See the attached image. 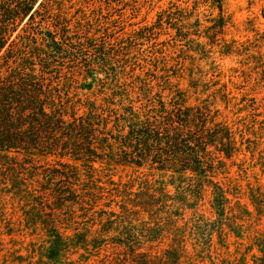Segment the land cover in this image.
<instances>
[{
	"label": "rangeland",
	"instance_id": "obj_1",
	"mask_svg": "<svg viewBox=\"0 0 264 264\" xmlns=\"http://www.w3.org/2000/svg\"><path fill=\"white\" fill-rule=\"evenodd\" d=\"M58 1L61 3L50 8L54 25L62 23V18L68 19L71 27L81 22L72 30H79L77 38L93 33L102 37L101 44L107 42L103 52L106 60H100L105 61L107 68L97 65L100 62L94 61V53L87 56L89 63L83 60L87 52L81 50L71 52L65 46L66 55L56 54L51 63L53 74L46 77L60 87L65 99L69 95V102L102 103L105 95L112 93H125L141 100L145 93L157 98L180 91L185 93L189 105L209 108L217 123L231 127L238 140L246 135L264 141V0H221L224 26L217 0L214 6L213 0ZM43 12L48 14L44 10L40 14L44 15ZM28 18L18 21L11 40L26 28ZM46 27L54 30L51 24ZM38 28L26 31L38 35ZM22 43L28 67L36 65L37 70V64L53 57L48 49L43 54L45 51H39L28 40L21 39L19 44ZM9 45L10 42L0 57ZM73 55L79 59L75 64L70 62ZM90 83L92 90H83ZM245 149L246 145L219 178L231 199L222 219L216 215L210 191L194 202L173 196L174 189L169 186L172 197L139 195L116 199L114 196L128 195L125 190L120 194V190L130 188L137 192L149 188L151 178L144 171L124 167L109 170L98 164L95 167L99 176L88 170V177L95 178L96 183H110L113 188L105 187L97 195L88 191L95 187L92 182H75L84 197L71 196L77 203L67 205L60 217L54 216L55 222H50L54 200L51 193L45 194V189L57 190L67 185L57 171L73 173L72 177L80 173L65 168V163L73 164L72 161L38 158L28 164L24 156L0 159V264H170L165 258L171 249L180 256L178 264H264L255 260L261 255L253 249L256 240L264 239V173ZM46 175L55 180L50 179L47 184ZM26 183H30L29 188ZM28 189L35 194L32 193L29 203L23 194ZM253 195H261L258 214ZM133 201L139 203L133 219L128 210L120 218L132 223L123 231L127 233V242L140 245V253L144 254L132 261L129 252L117 244L120 238H115L114 232L105 238V245L90 244L98 237L95 215L101 211L94 212L95 208L105 202L119 211L117 205L126 207V202ZM30 203L43 209L32 213L28 210ZM31 214L55 225L66 237H72L75 231L85 233V247L70 250L62 260H47V226L37 222L31 228Z\"/></svg>",
	"mask_w": 264,
	"mask_h": 264
},
{
	"label": "trees",
	"instance_id": "obj_2",
	"mask_svg": "<svg viewBox=\"0 0 264 264\" xmlns=\"http://www.w3.org/2000/svg\"><path fill=\"white\" fill-rule=\"evenodd\" d=\"M54 3L61 2L0 0V54L10 42L9 48L0 57V159L8 161L9 158L24 156V162H29L28 164L38 158H54L55 162H58L57 159L60 162L72 161L73 164L65 163V168L77 169L80 173L72 177L73 173L57 171V175L63 176L62 182L67 185L57 190L45 189V194L51 193L54 200L53 209H50L53 214L49 218L50 222H55L54 216L59 218L67 205L77 203L71 196L84 197L83 191L75 182H92L95 187L88 191L97 195L105 187L113 188L110 183H96L95 178L88 177V170L95 171L98 175L100 171L95 167L98 164L105 165L109 170L112 167H124L144 171L151 178L147 183L149 188L139 189L137 192L130 188L123 189L119 193L125 190L128 195L114 196L116 199H129L139 195L163 198L171 196V190L168 189L173 188V196L194 202L210 191L213 208L217 217L222 219L231 199L219 178L224 176L228 163L244 145L246 152L251 154V160L261 166L264 173V149L260 147H264L262 138L253 140L245 135L238 140L231 127L217 123L218 119H214L209 108L189 105L185 93L180 91H172L169 96L161 95L157 98L145 93L141 100L125 93H112L105 95L102 103L69 102V95L65 99L60 87L54 86V82L46 77L53 74L51 63L56 54L62 52L66 55V46L71 48V52H87L83 54L86 63L91 61L87 57L89 53H94V61L100 62L101 58L105 59L103 52L107 50L104 45L107 42L101 44L99 39L102 37L93 33L77 38L80 35L79 30L77 33L72 30L77 29L76 26L82 24L81 22L71 27L70 21L62 18V23L55 22L57 25H54L50 13ZM211 3L214 6V0ZM216 6L221 13L223 25L222 1L217 0ZM42 10L48 14L43 12L44 15H41ZM27 17L29 22L26 28L21 30L16 39L11 40L17 30L18 21ZM49 24L54 30L46 27ZM37 26L41 31L38 35L26 31ZM21 39L35 44V47L40 48L39 51H45L43 54H47L48 49L49 56L53 57L47 62L45 60L42 64H37V70L36 65L26 66L30 63H25L29 59L22 53L23 43L19 44ZM78 60L75 55L70 58L72 64ZM102 62L97 65L107 68L105 61ZM93 83L83 90L91 91ZM82 175L85 176L84 179ZM47 176V184L50 179L55 180L53 176ZM33 184L36 183L32 182ZM49 184L54 186L55 183ZM26 185L28 187L30 183ZM32 193L34 191L30 189L23 193L26 200L29 198L28 203L32 202ZM258 197L261 195H253L252 199L257 214L262 208ZM131 203L126 202V207L117 205L119 211L113 205L106 206L105 202L95 208L94 212L101 211V214L95 215L99 227L98 237L92 239L90 244L105 245V238L114 232L115 238H120L117 244L124 247L129 252L130 259L135 261L144 253H140V245L129 240L127 242V233L123 231L132 223L120 218L128 210L127 214L133 219V212L139 203ZM30 204L32 205L28 210L32 213L38 208L43 209L37 204ZM145 206L144 209L148 210L149 207ZM246 213L250 215L248 211ZM28 220L31 228L37 222L47 226L45 232L49 247L45 258L49 261L62 260L70 250L82 249L87 243L88 235L85 233L75 231L72 237H66L55 225H49L46 220L33 214L28 215ZM253 249L261 255L255 257V260L264 261V239L256 240ZM165 260L170 264H178L180 256L176 250L171 249L166 252Z\"/></svg>",
	"mask_w": 264,
	"mask_h": 264
}]
</instances>
